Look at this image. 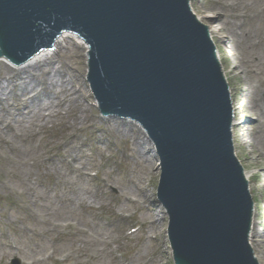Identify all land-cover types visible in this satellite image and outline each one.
I'll return each instance as SVG.
<instances>
[{"label":"water","instance_id":"obj_1","mask_svg":"<svg viewBox=\"0 0 264 264\" xmlns=\"http://www.w3.org/2000/svg\"><path fill=\"white\" fill-rule=\"evenodd\" d=\"M64 31L89 46L88 79L108 124L121 120L125 138L137 122L156 149L175 263L259 264L231 88L190 0H0V43L16 64L53 51Z\"/></svg>","mask_w":264,"mask_h":264},{"label":"rangeland","instance_id":"obj_2","mask_svg":"<svg viewBox=\"0 0 264 264\" xmlns=\"http://www.w3.org/2000/svg\"><path fill=\"white\" fill-rule=\"evenodd\" d=\"M190 6L197 17L205 16L198 19L209 29L220 27L224 21L229 30L234 28L238 34L242 30L252 31L249 39H235L233 43L228 40V36L233 38L228 29L219 36L213 34L214 39L210 37L216 45L218 58L221 57L223 73L226 79L229 78L232 101L237 107L247 105L249 109L241 115L237 113L234 120L242 124L236 131V155L244 171L252 176L250 192L255 200L258 228L260 233L263 232L258 236L262 249L264 126L258 127V119L251 112L252 106L246 101L243 89L252 87L257 104L264 110V21L253 18L255 15L264 16V0H190ZM218 7L225 10L217 14L220 18L217 17L215 23L211 22L209 19L215 17ZM70 37L71 46L78 48L71 47L72 53L64 55L66 64L62 68L74 71L77 80L73 81H78L88 94L85 103L96 123L81 132L79 128H67L65 124L69 119L63 117L41 128L38 134L34 133V147L46 143L56 148L64 139L70 140L61 149L71 154L75 170L51 163L39 168V174L33 175L37 183L35 188L39 191L37 201L20 191L23 188L15 176L18 166H10L4 159L0 161V264H12L15 259H19L20 264H146L153 254L155 264H175L168 235V213L164 209L167 217L158 221L156 217V204H160L157 199L161 175L159 159L151 166L136 161L131 158L129 138L110 135L108 115L100 112L93 93L89 96V83L81 78L88 72L85 47L80 38L67 32L61 38ZM53 52L48 51V54L51 56ZM59 62L56 59L53 65L62 66ZM134 130L143 137L139 127L135 125ZM78 187L86 188L90 194L81 201H71L72 191ZM91 194L95 197L92 198ZM139 200L144 205L149 204L153 211L141 208L135 202ZM28 202L31 210L25 205ZM65 221L73 222L91 236L73 231L64 233L62 229L55 232L52 225ZM129 228L132 236L127 234ZM257 253L259 264H264V252L257 249Z\"/></svg>","mask_w":264,"mask_h":264},{"label":"bare ground","instance_id":"obj_3","mask_svg":"<svg viewBox=\"0 0 264 264\" xmlns=\"http://www.w3.org/2000/svg\"><path fill=\"white\" fill-rule=\"evenodd\" d=\"M224 10L225 8L218 7L213 15L215 17H210L209 20L215 23V19H217V17L218 19L220 18V15L217 14H222ZM198 17L199 19L205 18V16L202 18L200 16ZM253 18L260 22L261 20L264 21V16L261 15H255ZM221 23L220 27L216 26V29H210V35L213 39V34L219 36L220 32L226 29H228V34L232 33L233 36V38L228 36L230 43H233L235 39H238L239 41L249 39L252 34V31L249 29L242 30L241 33L238 34L234 28L229 30L228 25L224 23V21ZM61 37L55 42L54 52L51 56L48 54V51H39V53H36L32 57L28 64H16L13 57L4 52L0 43V161L4 159L7 161L8 165H14L15 167L18 166L16 167L15 176L22 185L23 190L20 191L24 192L27 197L33 201L38 200L39 191L35 188L37 183L33 179V175H37V173L39 174V168H43L49 163H51V165H56V167L60 164L70 168L73 167V157L71 154L65 152L64 148L61 149V146H67L70 140L64 139L60 145L56 146V148L50 147L46 143L34 147V133L38 134L41 128H44L52 124L56 119L63 117L69 119L68 123L65 124L67 128H79L81 132L85 131L86 128L94 127V124L96 123L95 118L90 114L89 107L85 103L86 99H88V94L85 93V90H83L82 85L78 83V81H73V79L77 80L74 71L72 69V71H67L65 68H62L66 64L64 55L72 53L71 49L77 46H71L73 45L71 37L69 39L65 38L64 40ZM79 41L85 47L84 50L86 51V55H88V47L86 43L80 39ZM220 58L221 57L219 56V59ZM56 59H58L60 61L59 63H62L63 65L55 67L53 63ZM219 59L218 61L220 62ZM81 78L84 79V82H88L86 73ZM228 79L229 78L227 77V80ZM251 88L252 87L249 86L247 89L244 88L243 93L247 98L246 101H249L252 106V108H250L251 112L258 119V127L261 128V126H264V121L262 120L264 118V110H262L257 104L258 102H256V97L254 95L256 92ZM92 93L93 92L90 90L89 96H91ZM247 107V105L237 107L234 104L233 110L237 116V113L239 115L244 113L247 110ZM235 118L236 117H234V119ZM120 122L121 121L117 120L115 123L108 124V127L111 129V136H122L124 138V128L120 134L117 132ZM136 126L144 133L142 138L135 132V130L134 136L130 137L128 128L125 136V139L129 138L132 144L130 150L131 158L136 161L146 162L151 166L153 165L154 160L157 162V152L151 140L146 136L143 128L138 123H136ZM241 126V123L233 122V140L236 153L238 146V135L236 131ZM241 141L243 142V145V136ZM40 152L41 155H39ZM56 167L54 169L58 171ZM72 170L74 169L72 168ZM245 176L250 183L252 177L251 173L246 171ZM249 189L250 191L252 190L251 184ZM140 193H143V191L141 190ZM89 194L90 193L86 188L78 187L72 191L70 200L81 201ZM91 197L94 198L95 195L91 194ZM129 201L132 202L131 200ZM141 201L142 200L135 202H138L141 208H147L149 211H153L149 204L144 205L142 203L143 201ZM154 201L158 202L156 199H154ZM25 205L31 210L30 202L25 203ZM156 206H158V209L156 210L157 221L167 217L164 208L160 204H156ZM157 221H153L152 223ZM53 225L52 227L55 232L62 229L64 233L73 231L78 234L91 236L88 231L70 221H65L64 224ZM262 233H260L257 224V209H254L250 242L257 259L259 258L257 249L262 253L264 252V247L261 249V242H259L258 238L259 234ZM127 234L128 236H132L133 232ZM82 244L84 243L82 242ZM154 257L155 255L153 254L148 262L152 261V264H155ZM148 262H146V264Z\"/></svg>","mask_w":264,"mask_h":264}]
</instances>
